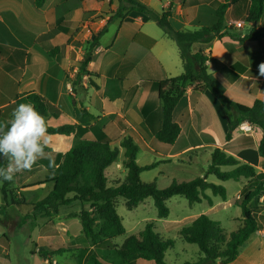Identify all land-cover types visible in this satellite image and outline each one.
<instances>
[{
	"label": "crops",
	"instance_id": "crops-1",
	"mask_svg": "<svg viewBox=\"0 0 264 264\" xmlns=\"http://www.w3.org/2000/svg\"><path fill=\"white\" fill-rule=\"evenodd\" d=\"M138 1L157 12H171L170 22L178 31L213 27L219 21L217 12L225 5V29L221 36L209 44H194L192 51L206 54L208 73L222 93L234 102L249 106L256 101L264 103V75L259 71L260 65L264 64V14L257 24L247 22L250 0ZM184 2L195 10V16L190 20L186 18ZM119 5V0H43L42 6H37L35 0H0V45L7 48L0 58V129L3 122L9 124L20 103L31 104L28 96L38 94L60 113L47 119L48 124L49 121L56 122L54 127L80 125L86 131L78 138L108 141L112 147L120 148V157L125 152L121 143L131 137L139 147L138 163L141 166L153 164L164 155L154 146L163 122L159 83L183 74L179 48L144 14L132 12L124 19H113ZM104 29L92 49V60L87 67L91 74L81 76L80 70L91 51L94 37ZM82 110L88 115L84 116ZM239 117L235 111L226 109L209 90L195 92L187 88L174 111V120L182 127V133L170 156L176 148L182 151L181 154L198 153L193 164L198 166L199 157L203 159L205 168L200 177H204L213 152L223 149L241 164L254 165L259 174L264 173V157L259 153V145L264 139L261 127L242 122L231 132L232 140L226 141L230 123ZM243 126L250 127V132L244 131ZM67 137L70 141L57 143L63 150L54 161L51 157H43L45 153L50 156L54 152L53 146L45 144L50 151H45L30 170L17 173L14 178L24 175L54 177L59 167L56 162L61 161L78 139L76 135ZM246 137L252 139L253 147L246 146ZM158 146L167 148L162 144ZM142 156L146 157L147 163H141ZM124 159H121L122 164ZM233 169L222 168L223 171ZM156 170L158 172L159 167ZM212 176L208 175V181ZM47 183L50 182L37 186ZM217 183L224 185L226 182L217 179ZM51 185L53 189V183ZM247 185L248 182L243 190H238L239 193L245 192ZM207 195L212 198L213 206L204 200L200 204H206L208 209L200 215L207 214L213 219L221 205L215 202L217 197L211 191H207ZM260 197L255 201L262 207ZM78 204L80 209L85 206L77 201L60 207L56 228L49 229L45 223L36 222L34 229L41 224L39 236L34 237V230L30 229L25 237L30 243L27 249L30 257L13 255L11 240L8 247L0 245V264H45L48 262L45 256L43 260L32 252L53 248L58 238L60 242H76L79 248L50 255V260L56 264H89L92 255L103 264H122L114 257V249L109 245L105 250L101 248L105 243L91 245L82 228L72 233L68 222L61 221L62 210ZM257 212L264 215V208ZM77 219L79 216L75 217ZM1 225L0 238L6 232ZM113 244L116 243L113 241ZM96 248L101 252H95ZM130 264L155 263L138 260ZM230 264H264V230L254 234L237 260Z\"/></svg>",
	"mask_w": 264,
	"mask_h": 264
},
{
	"label": "trees",
	"instance_id": "trees-1",
	"mask_svg": "<svg viewBox=\"0 0 264 264\" xmlns=\"http://www.w3.org/2000/svg\"><path fill=\"white\" fill-rule=\"evenodd\" d=\"M120 5L113 19H124L128 14L137 12L144 14L149 20L154 21L165 34L176 42L180 57L183 62L184 72L180 76L169 78L159 83V100L162 103L163 122L162 128L155 136V143L173 147L182 133V127L174 120V111L187 88L195 92H209L217 98L228 110L235 111L240 117L236 122L230 123V132L226 141L232 140L231 132L242 122L258 125L264 130V103L256 101L252 106L234 102L222 93L213 77L208 73V57L204 52L193 53L192 47L196 43L209 44L221 36L225 29V15L227 7L221 6L217 12L219 21L213 27H203L196 31H178L171 22V12H157L142 4L138 0H119ZM37 6H42L43 0H35ZM185 15L188 20L195 16V10L183 3ZM264 14V0H250V9L247 22L257 24ZM105 29L99 32L93 40L91 51L86 55L80 70V75H90L87 70L92 60V49L104 34ZM6 47L0 45V58ZM96 87L97 84L92 81ZM46 120L50 115L59 116V111L44 97L38 94L28 96ZM84 116L87 112L82 110ZM7 123H2L6 129ZM86 129L77 124L51 126L47 121V134L80 136ZM78 138V137H77ZM246 146L253 147L251 138L246 137ZM121 147L125 150L124 167L127 176L119 186H109L107 170L115 164L120 156V148L112 147L105 140H88L78 138L73 147L62 156L57 173L46 182L53 183L49 195L34 205L41 209L47 216L59 213L61 206H69L74 202L88 203L91 208L80 214L83 234L94 245L108 239L112 240L126 233L122 217L117 211V200L123 198L126 207L133 210L147 199H152L160 219L169 217L170 210L167 202L175 197H184L191 205L202 203L204 200L210 206L213 201L207 195L211 191L213 196L227 199V189L222 184L208 181V175H214L219 181L248 180L244 197L239 202L242 209V226L230 236L224 232L220 224L211 219L209 215L202 214L194 218L188 226L180 230L181 239L189 244L198 245L202 257L195 263L187 264H230L237 260L242 248L257 232L264 230V215H259L251 204L264 193V173H258L254 165L241 164L234 156L228 155L223 149H216L212 154L208 175L197 177L189 181L178 182L174 180L168 187L160 188L156 182H145L141 175L154 170L159 163L141 166L138 163L139 147L131 137L123 140ZM232 149V146H229ZM234 150V149H233ZM45 151L50 147L45 145ZM259 153L264 157V139L259 145ZM6 161L0 159V166H5ZM223 167H234L231 171H223ZM13 181L3 182L1 193L5 204L0 208V215L5 216L7 202L13 206H21L24 200H18L12 189ZM174 241L166 239L156 232L153 223H148L138 236H130L121 247L114 249V257L122 264H130L138 260L152 261L155 264H167L166 253L174 246ZM89 264H103L97 256H91Z\"/></svg>",
	"mask_w": 264,
	"mask_h": 264
},
{
	"label": "rangeland",
	"instance_id": "rangeland-1",
	"mask_svg": "<svg viewBox=\"0 0 264 264\" xmlns=\"http://www.w3.org/2000/svg\"><path fill=\"white\" fill-rule=\"evenodd\" d=\"M55 123L56 122L49 121V124L52 126H54ZM69 139L71 138H68L67 136L47 134L44 137V140L46 142L45 144L53 146L54 152L50 156L45 153L43 157H51L54 161L57 154L63 150L61 149L63 148L62 145L60 147H57V143L70 141ZM158 144L159 143L157 142L154 144L156 151L164 154L162 157L155 161V163H159V170L157 172L155 168L154 170L144 172L141 175L143 181L152 182L153 176L155 175V179L153 182H156V184L160 188H166L174 180L178 182L189 181L200 177L203 174L202 170L205 168L203 159L199 157L200 160L197 161V165L199 164L198 166L193 164L195 160L194 156L198 153L191 152L181 154L180 152L182 151H179L176 148V150L172 152L173 156H170L172 147H167L164 149L161 146L157 147ZM124 158V154L121 157L119 156L116 164H113L114 166H112L108 171L107 175L109 179V186L117 187L124 182L127 176V170L124 167V164H122L121 162V159ZM46 159L49 158H44V160ZM60 162V159H58L56 163L60 165ZM141 163H147L145 156L141 157ZM159 171L161 173H159ZM206 174L208 175V172ZM50 178H52L50 175H39L35 177H33L32 175H24L19 179L14 178L13 180V184L11 187L14 190L15 197L18 200H24V204L21 206H13L10 203V199H8V207L7 210L4 211L5 216L0 215V223L3 224V226L6 228L5 234L0 238V245L3 247H8L11 240L10 252L13 255L20 254L24 255L25 258L27 257V255L30 257V254L27 253V249L30 247V243H27L25 237L30 229L31 231L34 230V237L39 236V228H41V224L39 223V225L34 229L33 227H35L34 225L36 224V222L41 221V223H45V225L49 229L56 228V225L58 224L56 218H58L59 213L47 216L43 210L34 208V205L39 201L45 199L52 190L51 183H47L42 186L37 185L48 181ZM209 181L217 183V179L214 176H212ZM247 182L248 180L246 179L239 182L232 180L227 181L226 183H224V186L228 191L227 199L223 200L220 197L215 198V202L220 204L221 206L217 209V212L213 215L212 218L213 220L219 222L221 228L224 230L227 236H230L231 233L237 231L243 224L242 209L239 202L243 200L244 191L242 193H239L238 190H243V187ZM32 186H36V188H33ZM1 188L2 183H0V207L5 204L3 195L1 193ZM260 201H262L260 205L263 206L264 193L261 195ZM84 205L85 206H83L82 209L79 208L80 206L78 204L77 206H72L70 208L66 207L62 210L61 221L68 222L71 227L70 230L72 233H75L77 229L79 230V228H82L80 219L75 220V217L79 216L80 218L81 212L88 211L91 208L90 204L88 203H84ZM167 206L170 210L169 217L166 219H160L158 216V211L155 208L152 199H147L138 207L134 208L133 210H129L126 207L125 200L123 198H119L117 200V211L123 219L126 233L124 236L112 240L105 239L101 241L100 243H105L101 248H104L105 250L107 245H109L113 249L119 248L127 238H129L130 236H138L146 228L148 223H153L157 233H159L162 237L171 239L175 242L174 246L166 253L165 261L167 264H187L199 261L202 255L200 253L198 245L189 244L183 241L180 236V230L183 227L188 226L196 216H199L204 210L208 209V206L206 204L199 203L191 205L184 197L180 196L171 198L167 202ZM258 206L259 203L257 204V201H254L251 204V207H253L254 209ZM78 211H80V213H78ZM24 221L27 223H25ZM1 224L0 231L2 227ZM64 228L67 229V227L65 226ZM113 241L116 244H113ZM89 242L91 243V245H94L90 240ZM43 243L46 242L43 241ZM34 244L38 245L39 243L36 242ZM45 248L46 250L38 249L37 251H35L33 247V251L35 252H32V254H38L39 257H41L43 260L45 256L47 258L46 260H48V262L46 261L47 264H55L54 261L50 260V255L54 256L56 254V251L58 252L65 249H76L79 247L77 246L76 242H60L58 238V242L55 243L53 248ZM99 249L100 248H96L95 252H101V250ZM13 255L11 256L13 257Z\"/></svg>",
	"mask_w": 264,
	"mask_h": 264
},
{
	"label": "clouds",
	"instance_id": "clouds-1",
	"mask_svg": "<svg viewBox=\"0 0 264 264\" xmlns=\"http://www.w3.org/2000/svg\"><path fill=\"white\" fill-rule=\"evenodd\" d=\"M264 75V64L260 65ZM47 120L34 105L20 103L6 129H0V183L11 182L17 173L30 170L44 155Z\"/></svg>",
	"mask_w": 264,
	"mask_h": 264
},
{
	"label": "built area",
	"instance_id": "built-area-1",
	"mask_svg": "<svg viewBox=\"0 0 264 264\" xmlns=\"http://www.w3.org/2000/svg\"><path fill=\"white\" fill-rule=\"evenodd\" d=\"M243 130L250 131V127L248 126H243ZM55 263V262H54ZM56 264V263H55Z\"/></svg>",
	"mask_w": 264,
	"mask_h": 264
}]
</instances>
